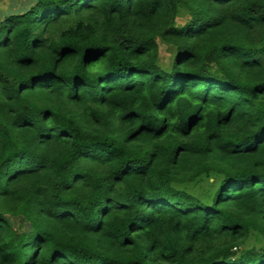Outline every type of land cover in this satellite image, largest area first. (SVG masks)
Returning <instances> with one entry per match:
<instances>
[{
    "label": "trees",
    "instance_id": "trees-1",
    "mask_svg": "<svg viewBox=\"0 0 264 264\" xmlns=\"http://www.w3.org/2000/svg\"><path fill=\"white\" fill-rule=\"evenodd\" d=\"M27 2L0 20V264H264V0Z\"/></svg>",
    "mask_w": 264,
    "mask_h": 264
},
{
    "label": "rangeland",
    "instance_id": "rangeland-1",
    "mask_svg": "<svg viewBox=\"0 0 264 264\" xmlns=\"http://www.w3.org/2000/svg\"><path fill=\"white\" fill-rule=\"evenodd\" d=\"M27 5L28 2L27 0H0V20L3 18L4 14L10 10H20ZM186 18H179L178 24H183L185 23ZM161 48V55L165 60L169 58V52L167 51V47L164 45H160ZM15 228H23L24 230L28 229V223H26L23 219L21 218H16L12 219Z\"/></svg>",
    "mask_w": 264,
    "mask_h": 264
}]
</instances>
